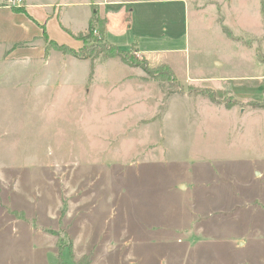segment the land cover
<instances>
[{
	"label": "rangeland",
	"instance_id": "1",
	"mask_svg": "<svg viewBox=\"0 0 264 264\" xmlns=\"http://www.w3.org/2000/svg\"><path fill=\"white\" fill-rule=\"evenodd\" d=\"M114 1L26 0L39 41L76 50L99 7L107 41L167 51L130 55L179 86L55 48L3 59L30 25L0 0V264H264V110L200 93L263 99L261 0Z\"/></svg>",
	"mask_w": 264,
	"mask_h": 264
},
{
	"label": "trees",
	"instance_id": "2",
	"mask_svg": "<svg viewBox=\"0 0 264 264\" xmlns=\"http://www.w3.org/2000/svg\"><path fill=\"white\" fill-rule=\"evenodd\" d=\"M261 6H262L261 11H262V13H264V0H261ZM21 9H22V7L21 8H15V10H21ZM87 26L88 27L85 31H82V32L78 33L77 35H75L76 38L80 42L83 43V46L81 48H79L78 50H75L74 48L67 46L65 44H58L53 39L49 40L44 33L43 38L45 39V41L47 43L46 51L50 50L52 48H55L57 50L62 51L64 54H67V55L70 54V55H73V56L80 58V59H83V58L90 59V61H91L90 72H92V70H93V62L96 59H98V57H102L104 59V61L110 60L113 58H117L128 66L130 65V66L141 67L142 70H145L147 73L155 74L157 76V79L160 82V85H162L163 88H165L166 85H174L175 86L177 84L173 73L169 70L168 67H166V66L162 67V65H160V67H162V68L157 73H155V71L148 69L145 65L143 66V65L139 64L138 61L132 60V59H134L130 55V53H131L130 51H131L132 46L129 47L128 49H123V48H120L119 46H117L116 44H114V43L112 44L109 41H107L104 37V33H105V29H106L105 20L100 17L99 12L97 10L96 11L93 10ZM222 30L224 31L226 37H228L232 40L240 41L239 37H236V36L233 37L232 32L226 26L222 25ZM23 45H25V43L22 42L21 44L14 45V47L23 46ZM257 57L260 59V61L264 62V57L260 54V52L257 53ZM177 85L179 86V84H177ZM177 90L179 92H182L183 87L180 86L177 88ZM165 91H166V95H169L172 93V91L170 89H167ZM200 93H201V95H204V96L206 95L213 102L220 104V105L224 104L226 107H232L234 104H236L238 102L240 104H244V105L246 104L250 107L252 106L254 108L264 110V90H263V95H262L263 99L261 101H255V100L244 101L243 99H240L237 97H236V100L233 98V100L235 102H227L223 99L221 101H219L215 97L214 92H212V90H210L209 88L203 89ZM226 97L229 98L228 95ZM90 261H91V254L85 255L81 259L82 264H89ZM59 264H61L60 260H59Z\"/></svg>",
	"mask_w": 264,
	"mask_h": 264
},
{
	"label": "crops",
	"instance_id": "3",
	"mask_svg": "<svg viewBox=\"0 0 264 264\" xmlns=\"http://www.w3.org/2000/svg\"><path fill=\"white\" fill-rule=\"evenodd\" d=\"M114 2H120V1L119 0H115ZM6 6L7 5H5V7ZM5 7L3 6L2 9L5 10L8 6L6 8ZM21 7L22 8L24 7L26 15L28 16V18H25V20L30 25L29 26L30 33H28L25 37H23L22 40H18V39L12 38L11 39L12 42L10 41V44H12V45H10V48H8L2 54V58L6 59V60H11V61H14L16 59H18V60L19 59H21V60H23V59L34 60V59H38V58H44L45 54L47 53L46 47H45L46 43L44 42L45 43L44 44V43H42V41H39L38 37H40V36L36 33V31H34L32 26H34V25L35 26H40L41 25V21H45L46 18L48 17V14L45 11H44V13H43V11H42V13H40L41 10L36 9V7L37 8H41V7L37 6V4L31 3L30 5H27L26 0H24V3H23V5ZM97 11L99 12L100 17L105 20V26H106L105 12L102 9H100L99 7L97 8ZM9 14H11V16L13 15L14 17H19L18 15H15L17 13H15L13 10H11L9 12ZM9 26H11V27L13 26L14 27V25H10V24L8 25V27ZM105 31H106V29H105ZM22 42L25 43L26 47H22V48H21V46L14 47V45L21 44ZM82 46H83V43L81 42V47ZM131 46L139 53V55H141L143 57L145 56L144 54H150L151 55V54H158V53H162V52H167L165 50H161L160 48H158V49H148V48H144L143 47V49H140L139 48V46H141L140 42H134ZM263 78H264V75H263ZM263 90H264V88L262 89V95H263Z\"/></svg>",
	"mask_w": 264,
	"mask_h": 264
},
{
	"label": "built area",
	"instance_id": "4",
	"mask_svg": "<svg viewBox=\"0 0 264 264\" xmlns=\"http://www.w3.org/2000/svg\"><path fill=\"white\" fill-rule=\"evenodd\" d=\"M24 3V0H5V5L12 8H20ZM136 52V51H135ZM137 55H139L137 53Z\"/></svg>",
	"mask_w": 264,
	"mask_h": 264
}]
</instances>
